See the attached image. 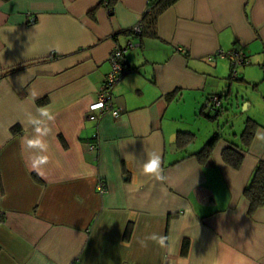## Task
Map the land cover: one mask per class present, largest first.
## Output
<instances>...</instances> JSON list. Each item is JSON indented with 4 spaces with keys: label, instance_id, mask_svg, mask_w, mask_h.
Here are the masks:
<instances>
[{
    "label": "crops",
    "instance_id": "0c3cea01",
    "mask_svg": "<svg viewBox=\"0 0 264 264\" xmlns=\"http://www.w3.org/2000/svg\"><path fill=\"white\" fill-rule=\"evenodd\" d=\"M110 1L0 0V264H264V206L250 216L244 195L264 161V0H178L143 37L125 30L148 0ZM129 38L122 113L90 111ZM233 49L250 61L238 75L217 55ZM214 96L259 122L238 168L224 140L189 156L217 127L198 114Z\"/></svg>",
    "mask_w": 264,
    "mask_h": 264
},
{
    "label": "trees",
    "instance_id": "16d2710c",
    "mask_svg": "<svg viewBox=\"0 0 264 264\" xmlns=\"http://www.w3.org/2000/svg\"><path fill=\"white\" fill-rule=\"evenodd\" d=\"M177 1L178 0H148V9L139 22L141 25L140 30L136 31L134 27H131L126 29L125 33L133 37L157 36L159 16ZM233 66L234 64L232 63V69ZM232 71H234V69ZM238 74L239 72H237V75ZM221 96L223 97V95ZM225 98L229 99V95L226 94ZM232 98L231 101L227 103L221 102L219 105L207 102V104H204L200 108L198 114H202L208 120L216 122L217 127L204 144L199 149L194 150V152L192 151L189 156L196 157L200 162L204 163L210 158L211 152L216 147L217 143L224 140L227 142V146L223 149L224 161L235 168L241 166L245 157V152L249 148L250 141L259 126V122L249 115L245 116L242 131L237 132L235 130L233 118L238 115H244L245 112L242 110L244 98H240L239 96ZM239 100L241 102H239ZM42 102L44 101H41V103ZM16 129L17 127H14L13 131ZM195 139L196 134L194 132L180 131L177 136V144L181 148H186L189 144H192ZM244 195L249 201L248 214L250 216L264 206V161H260L255 168L250 183L244 190ZM131 232L132 224L129 223L125 230V238L128 239ZM188 243V240L184 241L182 247L183 252L187 251Z\"/></svg>",
    "mask_w": 264,
    "mask_h": 264
},
{
    "label": "built area",
    "instance_id": "2783aa9c",
    "mask_svg": "<svg viewBox=\"0 0 264 264\" xmlns=\"http://www.w3.org/2000/svg\"><path fill=\"white\" fill-rule=\"evenodd\" d=\"M107 5L111 4L110 0H103ZM114 9L110 7V12L113 13ZM140 23H138L136 26H134L136 31L140 30ZM133 40L129 38L127 40L126 47L125 46H120L117 45L114 50L111 53V62H112V69L111 71L107 74L106 78L104 79L99 94L98 98L96 101L92 102L89 106L90 111L94 110H99L100 114L106 112V111H111L114 116H119L122 113V109L120 108H114L113 107V101H112V93L113 89L115 86L124 78L126 73L128 72V65L126 62V51L130 46H133ZM181 51L185 52L184 48H180ZM217 55L220 56H228L231 60L232 63L234 64L233 66V74H237L239 68L241 67H246L249 65V61H247L245 54L238 50H229V51H220ZM209 60L214 59V55H211L208 57ZM212 102L215 105L220 104V99L218 96H214L212 98ZM100 117L99 114H93L91 113L88 118L89 119H98ZM98 146L97 145H91L92 149H96ZM98 190L101 193L106 192V187L104 186V183L101 181L98 186ZM3 214V212L0 210V216Z\"/></svg>",
    "mask_w": 264,
    "mask_h": 264
},
{
    "label": "rangeland",
    "instance_id": "374dc122",
    "mask_svg": "<svg viewBox=\"0 0 264 264\" xmlns=\"http://www.w3.org/2000/svg\"><path fill=\"white\" fill-rule=\"evenodd\" d=\"M244 91V90H243ZM242 95H246L247 97H251V95H252V93L249 91H247L246 92V90H245V92L242 94ZM247 102H249V101H244V103H243V105H242V110L244 109V106H246V104H247ZM245 104V105H244ZM251 111H253V107H247L246 108V110H244V112H247V114L249 115L250 114V112ZM187 114L188 115H190V113L189 112H187ZM247 115V116H248ZM246 115H238V116H235L234 118H233V121H234V124H235V130L237 131V132H240V131H242V129H243V127H244V117H245ZM201 125H197V127H200L201 128V134L200 135H203V133H204V131L206 130V127H207V125H208V121H207V119H205V118H202L201 119ZM197 124H200L199 123V121H197ZM206 126V127H205ZM191 127V126H190ZM205 134H204V136H203V138H202V141L205 139ZM200 146V144H198L196 147H199Z\"/></svg>",
    "mask_w": 264,
    "mask_h": 264
},
{
    "label": "clouds",
    "instance_id": "9594fccd",
    "mask_svg": "<svg viewBox=\"0 0 264 264\" xmlns=\"http://www.w3.org/2000/svg\"><path fill=\"white\" fill-rule=\"evenodd\" d=\"M43 114L47 115V112H43ZM37 131H40V129H37ZM31 144H38L39 141H32ZM162 159L161 156L158 158L151 159L148 164L144 166V172L145 174H156L158 170H160L162 167Z\"/></svg>",
    "mask_w": 264,
    "mask_h": 264
},
{
    "label": "water",
    "instance_id": "95a60500",
    "mask_svg": "<svg viewBox=\"0 0 264 264\" xmlns=\"http://www.w3.org/2000/svg\"><path fill=\"white\" fill-rule=\"evenodd\" d=\"M249 105H250V102H247V104H246V106H244V109L243 110H246V108L249 107Z\"/></svg>",
    "mask_w": 264,
    "mask_h": 264
}]
</instances>
